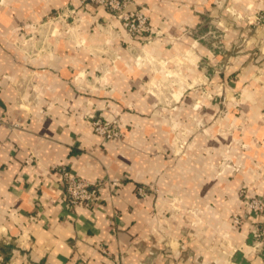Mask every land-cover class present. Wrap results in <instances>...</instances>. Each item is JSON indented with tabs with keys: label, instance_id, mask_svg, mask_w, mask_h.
Returning <instances> with one entry per match:
<instances>
[{
	"label": "crops",
	"instance_id": "1",
	"mask_svg": "<svg viewBox=\"0 0 264 264\" xmlns=\"http://www.w3.org/2000/svg\"><path fill=\"white\" fill-rule=\"evenodd\" d=\"M133 2L153 31L80 0H0V264H264L247 205L264 201V86L239 85L228 119L193 86L211 58L234 63L215 77L264 74V0ZM64 165L119 185L70 209Z\"/></svg>",
	"mask_w": 264,
	"mask_h": 264
},
{
	"label": "built area",
	"instance_id": "2",
	"mask_svg": "<svg viewBox=\"0 0 264 264\" xmlns=\"http://www.w3.org/2000/svg\"><path fill=\"white\" fill-rule=\"evenodd\" d=\"M132 4H134L133 0H80L81 8H87L89 5L102 6L110 11L114 17L121 21L130 35L153 31V26L149 22L148 15L139 8L130 7ZM254 21L255 24H264V7L257 11ZM3 121L0 118V125L3 124ZM92 124L94 130L104 136L105 139H121L122 137V126L118 119L97 117L93 119ZM58 171L62 176L64 184L63 197L70 209H74L80 205L92 207L100 200V191L106 184L112 187L119 185V181L116 179L108 181L89 180L80 176L75 169L69 168L66 165L60 166ZM150 189L151 187L146 185H139L137 187L138 193L142 196L148 195ZM247 205L253 211L264 210V201L260 197L249 198ZM232 219L236 227H239L243 220L239 213H233ZM258 234L264 236V228Z\"/></svg>",
	"mask_w": 264,
	"mask_h": 264
},
{
	"label": "rangeland",
	"instance_id": "3",
	"mask_svg": "<svg viewBox=\"0 0 264 264\" xmlns=\"http://www.w3.org/2000/svg\"><path fill=\"white\" fill-rule=\"evenodd\" d=\"M259 8V6L257 7ZM74 15V14H73ZM75 16V15H74ZM77 17V16H75ZM255 15L250 18V21L253 22L252 24L256 27L258 26H264V24H255ZM257 49V48H256ZM243 51L246 53L249 52V47L245 46L243 47ZM257 52L262 53L261 50H257ZM264 53V52H263ZM210 66V74L209 77L203 78V79H196L194 81V87L203 88V99H207L209 101H213L214 103H217L220 105V111L217 113L216 117H220L221 119H228L229 115L231 114L229 112V106L230 104L233 105V103L239 104L240 101L243 100L242 96L239 94L240 89H238L239 85H242V87L246 86L247 84H251L250 81H253L254 84H258L261 86H264V74L259 73L258 76L252 78V79H246V77L243 76H235L233 73H231L230 77H215L214 73L216 71H227L229 69H233V64L228 59L226 61L219 60L218 62L213 61L212 58L208 61L204 62V65ZM256 64L257 63H253ZM251 62H243L242 63V69L245 70L248 68L249 65H253ZM213 68V70H212ZM259 69L264 71V61L259 62ZM244 72V71H243ZM202 86V87H201ZM238 91V92H237ZM242 93V92H241ZM166 97V96H165ZM169 97V96H168ZM169 100V99H168ZM200 101V99L198 100ZM195 102L197 100L195 99ZM237 106V105H236ZM233 114V113H232ZM179 146L182 148L186 145V142H179ZM148 187H153L149 191L150 192H157V185L151 184L147 185ZM251 198V197H250Z\"/></svg>",
	"mask_w": 264,
	"mask_h": 264
}]
</instances>
